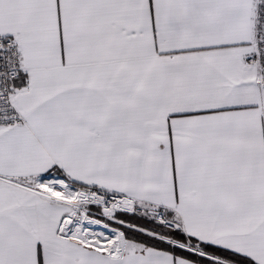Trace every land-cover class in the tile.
<instances>
[{"label":"snow or ice","instance_id":"snow-or-ice-1","mask_svg":"<svg viewBox=\"0 0 264 264\" xmlns=\"http://www.w3.org/2000/svg\"><path fill=\"white\" fill-rule=\"evenodd\" d=\"M0 264H264V0H0Z\"/></svg>","mask_w":264,"mask_h":264}]
</instances>
